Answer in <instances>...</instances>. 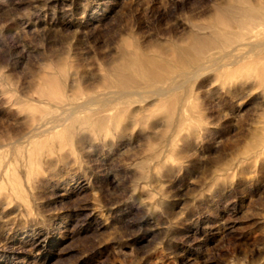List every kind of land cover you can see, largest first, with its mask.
Wrapping results in <instances>:
<instances>
[{"label":"rangeland","instance_id":"1","mask_svg":"<svg viewBox=\"0 0 264 264\" xmlns=\"http://www.w3.org/2000/svg\"><path fill=\"white\" fill-rule=\"evenodd\" d=\"M238 5L0 0V264H264V26ZM190 32L210 47L199 73L133 86L148 96L131 106L106 100L136 45L168 62ZM159 87H175L159 98L180 116L156 107Z\"/></svg>","mask_w":264,"mask_h":264},{"label":"bare ground","instance_id":"2","mask_svg":"<svg viewBox=\"0 0 264 264\" xmlns=\"http://www.w3.org/2000/svg\"><path fill=\"white\" fill-rule=\"evenodd\" d=\"M242 3H247V5H238L237 8L233 11V13H239L244 16L243 23L249 29H255L256 27L264 26V0H241ZM229 13L225 9L217 7L213 14L210 15L211 19L214 23L219 25H228L230 23V18L228 17ZM259 32H255L254 35H258ZM186 38L192 41V50H185L181 54L176 53L175 51H171L169 53V61H163L155 58L154 56L145 52L138 45L133 49V51L127 53V67L129 72L125 70H116L112 74L118 82V88L111 90L112 94L106 98L107 101H115L123 103L125 106H131V104L146 101L147 94L145 92H141L139 90L132 89L133 86H139L141 83L146 85H152L154 83L161 82L163 83L169 77L168 73L173 70L185 71L187 67H192L191 75L195 76L199 73L204 67L201 62V57L203 53H205L210 48L209 46L201 45L197 36H195L192 32H190ZM264 45V39L254 42L252 49L256 46ZM126 53V52H125ZM259 55L258 57H260ZM264 57V54L263 56ZM243 56L237 55L233 60L229 62L235 68L239 67V62L242 60ZM62 83L55 80V86L59 88V91L56 93H52L50 95L51 99L57 102H61L65 100L66 97V86L64 84L62 87ZM175 87H159L153 90H150L152 94L155 95L153 98L157 100L156 107H160L169 111L172 115L176 112L178 116L181 113L182 105H177L180 100H176L174 98H159L161 95L168 94ZM58 105V104H57ZM86 106L84 104H77L74 106L68 113L64 114L63 119L67 120L70 118L74 112L83 111ZM124 110V109H122ZM121 109L119 111H122ZM85 115V119H90L94 114H98L99 110H92L90 112H83ZM175 113V114H176ZM180 118V117H179ZM45 123H41L36 126V133L49 131L51 127H48ZM72 123L65 122L64 130H72ZM254 147L256 149L261 150L264 153V137L258 139L255 143ZM33 149H29V147H24L22 153H32ZM10 171V165L6 163L4 168L0 171V180L3 178L4 173ZM13 180H18V177H13ZM1 183V181H0ZM4 198H7L4 196Z\"/></svg>","mask_w":264,"mask_h":264}]
</instances>
